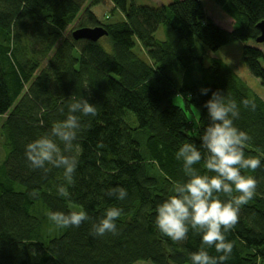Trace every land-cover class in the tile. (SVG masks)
Wrapping results in <instances>:
<instances>
[{
    "label": "trees",
    "instance_id": "obj_1",
    "mask_svg": "<svg viewBox=\"0 0 264 264\" xmlns=\"http://www.w3.org/2000/svg\"><path fill=\"white\" fill-rule=\"evenodd\" d=\"M102 1L0 0V264H191L202 233L189 229L186 240L174 242L156 226L157 207L177 182L188 180L176 159L183 144L201 152L194 165L200 174L216 175L205 167L201 143L210 123L205 103L215 91L238 106L234 125L252 138L245 157L261 160L256 170H241L258 186L225 233L234 247L223 264H264V100L222 60L204 64L207 53L252 41L242 62L264 87V50L258 48L264 44L256 43L264 0H211L232 20L231 30L215 25L200 0L156 7L108 0L112 19L106 23L93 12ZM87 27L107 35L101 42L73 39L74 30ZM177 96L184 108L174 105ZM83 98L96 104L97 115L74 113L81 124L74 142L78 165L65 198L57 192L66 183L63 169H33L25 150ZM246 99L254 110L244 106ZM192 108L195 129L186 113ZM116 188L126 190L123 200L107 194ZM110 207L122 210L118 234L94 236L92 224ZM79 210L90 217L79 227H58L48 216ZM208 252L222 254L214 247Z\"/></svg>",
    "mask_w": 264,
    "mask_h": 264
},
{
    "label": "clouds",
    "instance_id": "obj_2",
    "mask_svg": "<svg viewBox=\"0 0 264 264\" xmlns=\"http://www.w3.org/2000/svg\"><path fill=\"white\" fill-rule=\"evenodd\" d=\"M208 89H202L206 94ZM245 107L255 109V102L243 101ZM210 123L201 137L202 147L207 149L205 167L216 175L200 174L194 167L201 159V152L193 143H185L176 153V159L183 161L187 182H177L173 195L157 207L156 226L165 236L174 242L187 239L189 229L202 233V244L197 252L190 255L191 264H223L228 260L233 243L226 240L225 233L232 230L239 220L241 207L255 196L258 181L251 175H243L242 169L256 170L261 160L258 157H245L244 147L252 138L234 125L239 118L235 101L226 100L220 91L212 92L206 101ZM63 111V109H60ZM97 115L96 104L88 100L73 102L69 105V114L63 121L55 123L50 132L26 145V157L33 169H41L45 174L51 167L62 168L65 184L57 187L59 196L69 198V186L74 185V173L78 165L77 131L81 124L74 113ZM63 144V148L57 143ZM51 166V167H49ZM238 195H233V192ZM228 197L221 200L219 194ZM123 200L127 196L124 188H116L107 193ZM122 214L118 207H110L103 217L92 224L94 236L118 234L116 221ZM49 219L58 227H79L90 217L83 210L65 214L50 211ZM215 248L219 256H212L208 248Z\"/></svg>",
    "mask_w": 264,
    "mask_h": 264
},
{
    "label": "rangeland",
    "instance_id": "obj_3",
    "mask_svg": "<svg viewBox=\"0 0 264 264\" xmlns=\"http://www.w3.org/2000/svg\"><path fill=\"white\" fill-rule=\"evenodd\" d=\"M172 0H135L136 5H144L150 7H156L162 4H167ZM206 10L207 16L214 22L215 25L219 26L225 30H231L232 28V20L225 15L218 6H216L211 0H200ZM103 5L94 6V14L100 20L101 23H106L108 20H111L112 17L110 15L111 11V4L108 0L102 1ZM111 11V12H110ZM73 26L69 28L74 29ZM67 35V32L65 33ZM157 39H163V28L160 26L156 33ZM104 40V37L100 39V42ZM245 45L254 46L255 43L250 41L248 43L244 42H234L227 46L222 47L215 53H207L204 57V64L205 66L209 65V61L211 58H218L225 62L238 76L239 78L259 97L264 100V87L260 84L259 80L250 76L249 73L246 71L243 62H242V49ZM260 49L264 50V47L258 45ZM175 76V75H173ZM182 96H177L174 98L173 103L176 106L184 108ZM189 110V109H188ZM186 111L188 115H190V120L192 121L195 129L196 125V118L198 117V112L196 109L192 108L189 111ZM135 264H152L151 262H138Z\"/></svg>",
    "mask_w": 264,
    "mask_h": 264
},
{
    "label": "water",
    "instance_id": "obj_4",
    "mask_svg": "<svg viewBox=\"0 0 264 264\" xmlns=\"http://www.w3.org/2000/svg\"><path fill=\"white\" fill-rule=\"evenodd\" d=\"M258 28L260 30V36L256 39V43L264 44V22H261ZM106 35V31L102 27L80 28L72 32L74 40H87L91 42H97Z\"/></svg>",
    "mask_w": 264,
    "mask_h": 264
}]
</instances>
